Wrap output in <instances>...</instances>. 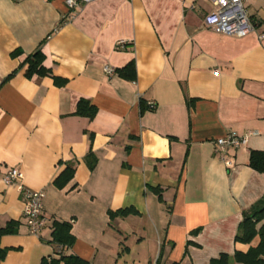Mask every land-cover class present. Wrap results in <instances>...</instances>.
<instances>
[{
    "label": "crops",
    "instance_id": "crops-1",
    "mask_svg": "<svg viewBox=\"0 0 264 264\" xmlns=\"http://www.w3.org/2000/svg\"><path fill=\"white\" fill-rule=\"evenodd\" d=\"M66 1L0 0V227L17 223L0 239L2 264L55 255V221L72 224L65 253L91 264H210L222 253L242 264L233 255L250 245L235 237L264 196V173L249 165L264 151V3H248L255 31L240 38L205 27L211 0H95L74 14ZM38 48L52 75L28 78ZM132 61L135 81L116 72ZM83 99L94 118L76 114ZM229 133L248 135L233 167L215 152ZM68 164L74 177L59 189ZM10 168L45 191L40 235L3 182ZM130 207L139 214L111 219Z\"/></svg>",
    "mask_w": 264,
    "mask_h": 264
},
{
    "label": "trees",
    "instance_id": "trees-1",
    "mask_svg": "<svg viewBox=\"0 0 264 264\" xmlns=\"http://www.w3.org/2000/svg\"><path fill=\"white\" fill-rule=\"evenodd\" d=\"M19 52L13 53L18 55ZM45 55L41 48H38L32 54L28 55L24 61L27 66L25 75L28 78L37 76L52 75L51 70L46 68L43 64ZM116 72L123 78L131 81L136 79V66L132 61L122 69H117ZM15 72L9 75L12 77ZM57 85H64L66 80L54 77ZM194 100L188 99L189 106ZM97 113V108L89 103L87 100H81L78 104L76 114L89 118H94ZM188 154V153H187ZM85 161L91 170H94L98 159L92 150L85 157ZM250 167L259 173H264V151L253 150L250 153ZM75 165L68 164L65 170L55 179L54 184L57 188H64L74 177ZM161 199V189H154ZM139 212L133 208L119 209L117 211H109L111 219L115 217H127L129 215H137ZM259 224H261L259 226ZM72 224L70 222L55 221L53 223L52 242L56 245L55 255L48 256L42 259L40 264H91L89 261L82 259L77 255L67 254L65 250L70 248L75 238L71 233ZM17 232V223L9 222L6 226L0 227V239L4 235L14 234ZM198 230L195 231L197 233ZM236 242L249 244L250 248L247 252L236 251L233 259L242 264H264V196L251 206L243 214V219L239 225ZM256 243L254 244V242ZM8 249L2 248L0 245V264H2ZM210 264H231V257L229 254L222 253L219 257L213 258Z\"/></svg>",
    "mask_w": 264,
    "mask_h": 264
},
{
    "label": "built area",
    "instance_id": "built-area-1",
    "mask_svg": "<svg viewBox=\"0 0 264 264\" xmlns=\"http://www.w3.org/2000/svg\"><path fill=\"white\" fill-rule=\"evenodd\" d=\"M95 0H67V6L74 14L82 5ZM213 10L204 16L205 27L216 33L246 37L255 31V24L251 18L248 8L249 2H262L264 0H211ZM264 36L261 35L262 39ZM124 42L120 41L119 46ZM105 71L112 75L115 71L105 66ZM154 103H149V108H154ZM248 135L229 133L217 138L215 152L227 167H233L235 162L231 152L246 145ZM25 174L19 168H10L3 175V182L8 186H14L22 194L24 199V216L33 235H40L46 226V219L43 214L45 191L32 190L24 185Z\"/></svg>",
    "mask_w": 264,
    "mask_h": 264
}]
</instances>
